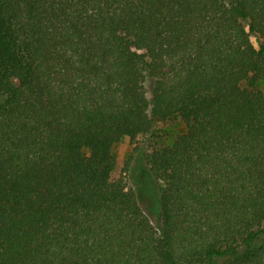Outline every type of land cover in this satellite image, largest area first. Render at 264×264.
<instances>
[{"label":"trees","instance_id":"1","mask_svg":"<svg viewBox=\"0 0 264 264\" xmlns=\"http://www.w3.org/2000/svg\"><path fill=\"white\" fill-rule=\"evenodd\" d=\"M260 79L264 0H0V264H264Z\"/></svg>","mask_w":264,"mask_h":264},{"label":"rangeland","instance_id":"2","mask_svg":"<svg viewBox=\"0 0 264 264\" xmlns=\"http://www.w3.org/2000/svg\"><path fill=\"white\" fill-rule=\"evenodd\" d=\"M251 41L256 44V41L251 37ZM258 88L264 93V79L258 81ZM184 125L177 119L171 120H155L152 130L144 135L139 136L135 141H130L125 138L117 143L112 149V174L114 176H123L131 184L133 181L137 189L140 190L144 209L150 215V219L155 226H158L156 206H154L153 197L146 191L147 184L144 183V176L140 170V166L131 172L134 162L131 161L134 148H139L141 153H148L153 147L167 146L172 143L176 136L182 133ZM132 178V179H131ZM131 182V183H130ZM148 185L152 188L149 181Z\"/></svg>","mask_w":264,"mask_h":264}]
</instances>
